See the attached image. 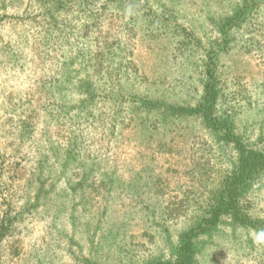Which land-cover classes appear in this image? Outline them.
Listing matches in <instances>:
<instances>
[{
  "label": "rangeland",
  "instance_id": "obj_1",
  "mask_svg": "<svg viewBox=\"0 0 264 264\" xmlns=\"http://www.w3.org/2000/svg\"><path fill=\"white\" fill-rule=\"evenodd\" d=\"M120 1L0 0V223L20 215L0 246V264H82L74 254L86 258L93 246L92 253H97L101 264H119L120 253L127 250L135 257L159 250V238L150 240L154 234L144 230L141 206L130 186L140 173L144 204L155 210L167 207L173 211L170 218H177L176 204L193 187L186 174L189 165L209 158L203 155L202 142L188 138L197 122L181 125L188 129L184 137L146 142L132 121L143 114L139 108L134 110L130 102L120 106L103 94L120 90L119 83L124 92H143L141 75L147 80L165 78L164 87L177 85L180 97L185 90L193 93L202 73L195 62L210 48H217L220 36L215 26L239 0H148L149 18L169 19L167 26L163 24L166 33L151 28L155 37L148 28L144 31V21L150 20L146 1L131 7L129 0ZM246 25L247 29L234 33L235 43L220 65L241 130L251 144L261 146L264 6ZM175 30L196 38L192 67L186 74L181 69L190 59L185 57L181 63L176 59L173 46L180 36ZM105 46L111 57L104 71L90 72L84 56ZM120 62H128L132 69L111 83L102 79L106 70L111 76L113 71L118 73ZM85 79L93 81L98 96L82 109L86 97L78 85ZM193 133L196 138L202 131ZM157 138L161 141V136ZM70 150L74 162L62 173L58 163L69 157ZM53 151L59 152V161ZM41 154L49 157L44 167V178L50 182L47 200L43 194L40 207L28 211L23 206L35 202L34 178ZM85 172L89 174L86 183L76 193L70 191L65 181L79 184ZM110 178L116 185L110 184ZM255 210L264 217V183ZM181 223L170 221L175 232ZM123 224L127 226L120 230ZM214 242L213 249L207 246L209 255L203 264H261L221 235ZM211 255L215 262L208 260Z\"/></svg>",
  "mask_w": 264,
  "mask_h": 264
},
{
  "label": "trees",
  "instance_id": "obj_2",
  "mask_svg": "<svg viewBox=\"0 0 264 264\" xmlns=\"http://www.w3.org/2000/svg\"><path fill=\"white\" fill-rule=\"evenodd\" d=\"M140 1H146L147 7L148 0H129V7ZM262 6H264V0H239L232 6L231 13L219 20L215 26L220 36L217 48H210L199 63L195 62L200 65L202 73L199 77V88L197 87L193 93L185 90V96L180 97L176 92L177 85H174L172 89L164 87L167 84L165 78L161 77L158 81L155 78L147 80L146 76L141 75L144 80L143 92L137 94L131 91L124 92L119 83L120 90L103 94L104 99H112L120 106L123 102H130L134 110L139 108L143 114L140 116L137 114L138 118H132V121L142 133L143 138L147 139L146 142L159 144L165 139L174 140L176 135L184 137L188 129L180 128L181 125L186 124L189 127L197 122L198 127H192V135L188 138L192 143L202 142L200 148L205 153L203 155L209 156L208 160L202 163L195 161L189 165L186 174L193 187L185 191L176 204L174 211L177 218H170L173 211L170 212L167 207L155 210L149 204H144L140 185L143 176L140 173L137 174V183L132 184L129 191L141 206L144 230L154 234L150 240L159 238L161 248L138 257L131 255V250H127L124 254L120 253L122 264H203L204 259L209 255L207 246L213 249L216 235H221L222 238L232 242L239 251L248 250L261 264H264V238L258 239L259 234L264 232V217L257 214L255 210L257 195L264 183V139H260L261 146L258 143L251 144L252 142L241 130L237 117L238 109L231 106L228 101L229 97L225 91L226 81L223 79V70L220 65L223 55L229 52L232 43H235L234 33L247 29L246 24L250 23L252 18L262 10ZM147 9L149 18L152 7L149 6ZM149 19L144 21L147 24L144 31L149 29L151 37H155L151 28L152 31L166 33L163 30L165 27L163 24L167 26L168 17L163 16L161 21L160 17L156 20ZM175 35L180 36L179 41L174 44L176 46H173L176 59L179 57V62L185 57L190 59L185 60L186 65L181 69V72L186 74L192 67L195 51L192 45L196 38L187 31L182 33L181 30H175ZM110 51L107 46L99 48L96 53L89 51L88 56L85 55L83 59L86 61V68H90V72H103L104 63H107L111 57ZM167 57L168 55L163 56V58ZM122 62L116 67L118 73L113 71L111 76L106 70L101 75L102 79L111 83L113 79L115 81L119 78L120 73L132 69L128 62L124 64ZM169 63L170 61L167 62ZM184 77L186 78V75L181 76L182 83L187 87V80ZM78 87L86 97L82 102V109L87 103L96 101L98 93L91 79L83 80ZM196 129H201L204 135L200 134L195 138L193 132ZM158 136H161V141L158 140ZM44 155H40L38 174L34 178L35 202L33 205L23 206V209L28 211L31 208L40 207L42 196L46 195L50 185V182L44 178L46 172L44 167L49 160V157ZM52 155L59 161V152L53 151ZM73 156V150H70L69 157H66L61 164L59 162L60 167L57 166V169L66 173L70 161L74 162ZM52 173L51 171L50 176ZM88 177L89 174L85 172L81 183L74 185L71 180H68L65 181V185L70 191L76 193L78 188L86 183ZM109 180L110 184L116 185L115 180L112 178ZM51 186L54 187L55 183ZM193 189L196 191L193 192ZM15 217L17 218L14 219ZM15 217L10 216L1 221L0 246L5 239L9 238L8 235L14 229L16 221L20 219L19 214ZM172 219H177L178 224L182 222L178 232L172 229L170 224ZM126 226L123 224L120 230ZM94 249H96L95 246L91 248L90 256L86 258H79L75 254L74 258L80 260L82 264H101L95 257L97 253H92ZM210 257L209 261L211 259V262L216 261L213 255Z\"/></svg>",
  "mask_w": 264,
  "mask_h": 264
},
{
  "label": "clouds",
  "instance_id": "obj_3",
  "mask_svg": "<svg viewBox=\"0 0 264 264\" xmlns=\"http://www.w3.org/2000/svg\"><path fill=\"white\" fill-rule=\"evenodd\" d=\"M260 238H264V232L259 234L258 239H260Z\"/></svg>",
  "mask_w": 264,
  "mask_h": 264
}]
</instances>
